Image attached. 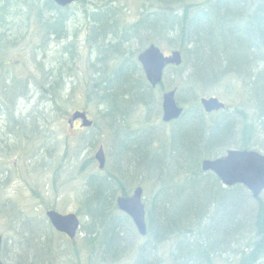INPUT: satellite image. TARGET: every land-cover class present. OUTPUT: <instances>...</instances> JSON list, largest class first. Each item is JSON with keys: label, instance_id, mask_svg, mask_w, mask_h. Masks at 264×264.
<instances>
[{"label": "trees", "instance_id": "obj_1", "mask_svg": "<svg viewBox=\"0 0 264 264\" xmlns=\"http://www.w3.org/2000/svg\"><path fill=\"white\" fill-rule=\"evenodd\" d=\"M72 5L0 0V51L13 48L18 65L14 72L12 59H0L5 78L0 122L8 128L3 136L15 145L23 138L37 145L34 154L50 155L62 147L51 125L68 116L65 80L75 53L71 45L63 46L45 68L43 47L76 39L67 30L74 19ZM83 26L93 56L86 89L115 142L112 164L84 181L80 239L67 240L45 218L25 217L10 262L83 264L84 258L86 264H122L129 258L127 264H264V191L254 200L243 186L223 187L201 170L202 160L222 157L229 149L264 152V0H148L129 25L117 7L94 4L83 9ZM159 39L178 41L182 63L166 68L157 90L177 77L179 85L171 89L187 107L178 120L162 125L169 130L157 142L165 131L156 134L140 123L133 128L129 112L154 100L156 91L146 83L136 55ZM201 96L223 99L225 109L205 114ZM26 100L32 107L22 117L20 103ZM99 131L92 126L81 135L89 149L100 139ZM6 148L0 143L4 157ZM135 187L149 195L143 201L144 237L115 203ZM5 250L2 245L0 259L9 264Z\"/></svg>", "mask_w": 264, "mask_h": 264}, {"label": "rangeland", "instance_id": "obj_2", "mask_svg": "<svg viewBox=\"0 0 264 264\" xmlns=\"http://www.w3.org/2000/svg\"><path fill=\"white\" fill-rule=\"evenodd\" d=\"M109 1H112L113 4ZM84 2L87 4L84 5L79 0L71 7L74 19L68 25L67 30L70 35L75 34L76 39L70 37L58 45L48 43L47 47H43V54L46 56L43 66L47 68L46 63H54L63 46H72L75 57L73 58L74 63H70V74L65 80L67 83V90L64 92V100H66L65 110L68 114L73 110H84L88 119L93 122V128L101 130V132L99 131L101 137L96 142L95 147L89 149L84 139L81 138V135L87 131H77L80 129L78 123L74 125L73 129H69L66 121L62 122V118L60 120L58 117L52 122L51 126L55 128V132H53L54 141L62 147L50 155H39L34 154L36 149L33 148H36L37 145L30 143V141L23 138L18 140L15 145L12 140L6 136L4 137L3 133L7 135L8 128L4 130L6 122H0V143H2V147L4 145H9L10 147L6 148L9 149L8 156L4 157L0 153V237L2 238L3 247L6 249L3 256L9 264H12L10 257H14L13 247L17 246H14L15 239L18 238L22 231V221L25 217L45 218V212L50 209H55L63 214L75 213L78 215L79 199L84 190V181L89 174L97 172L96 163L93 161L90 164L89 159L93 157L99 146L104 149L107 169L112 164L109 156L113 153L111 149H113L115 142L112 141L109 132L105 130L98 107L92 102L90 93L86 89V82L89 81L91 75V71L88 69V60L92 59L93 56L90 55V49L85 46L83 9H91L94 4L115 6L123 15L125 24L129 25L138 19L143 7L148 5V0H84ZM174 43L179 46L177 40L167 41L159 39L156 44L165 55H168L172 50L178 49ZM0 59L5 62L8 59H12V64L14 65V70L12 71L15 72L18 65L15 66L16 58L13 48L1 50ZM1 79L2 73H0V84L5 81L4 77ZM178 85L177 77L171 76L165 81L164 90H169L171 87ZM155 93L156 95H153L154 100L150 101L149 106H131L130 108L132 109L129 112V116L134 120L132 123L133 128L141 124L143 125L142 128L145 130L149 128L150 132L153 131L156 134L162 130L165 131L156 137L158 142L164 136H167L166 131L169 130V126L163 127L160 123L161 107L160 101L158 102L157 100H160L159 95L161 92L156 91ZM220 100L224 102L223 99L220 98ZM181 105L187 107L185 102ZM31 107L32 105L28 100L20 103L21 116H27ZM131 122L132 120H130ZM90 136H92L91 133ZM10 137L12 136L10 135ZM64 144L68 147L67 151L64 149L65 153L63 152ZM154 144L157 145L156 139H154ZM141 145L143 144H139L140 148H134L140 152L142 149ZM255 150L264 153L261 150ZM128 156L127 152L124 157L127 158ZM146 199H149V195L143 194V201ZM78 218L82 223L83 219L79 215ZM81 236L82 234L79 233L76 240L80 239ZM63 240L65 239L63 238ZM59 256H62L60 252ZM129 260V258L125 259L123 263L127 264ZM82 262L86 264L84 258H82Z\"/></svg>", "mask_w": 264, "mask_h": 264}, {"label": "water", "instance_id": "obj_3", "mask_svg": "<svg viewBox=\"0 0 264 264\" xmlns=\"http://www.w3.org/2000/svg\"><path fill=\"white\" fill-rule=\"evenodd\" d=\"M58 7H65L77 0H52ZM148 83L155 87L162 80L163 70L167 65L178 66L181 63L180 52L173 51L170 56L165 57L155 45H150L137 56ZM162 121L170 122L180 117L182 108L175 101V92H165L162 97ZM200 104L206 113L224 109L225 105L217 98H201ZM75 120L81 121L82 127H89L91 122L87 120L84 112L75 111L68 118V124L72 126ZM98 168L102 169L105 164V157L102 147H99L94 155ZM203 171L212 172L223 186L233 185L244 186L257 200L264 190V154L253 150H228L226 154L214 160H203L201 163ZM117 209L128 216L135 226L138 234L144 237L146 226L144 219V206L142 203V189H134L127 197L119 196L115 200ZM45 216L52 228L69 239H74L80 229V221L73 214H60L49 210ZM1 246V237H0ZM0 264L2 262L0 261Z\"/></svg>", "mask_w": 264, "mask_h": 264}]
</instances>
